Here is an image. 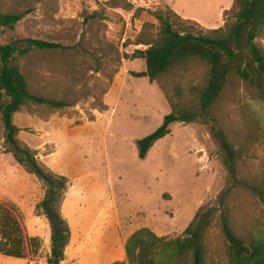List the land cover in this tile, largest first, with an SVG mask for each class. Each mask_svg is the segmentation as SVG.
<instances>
[{"label":"rangeland","instance_id":"374dc122","mask_svg":"<svg viewBox=\"0 0 264 264\" xmlns=\"http://www.w3.org/2000/svg\"><path fill=\"white\" fill-rule=\"evenodd\" d=\"M233 0H0V12L21 15L13 30L0 31V45L14 38L57 44L21 59L31 94L65 106L30 104L13 116L21 147L38 163L68 180L63 218L79 251H98L110 239L147 228L158 237L183 234L197 210L210 211L202 243L206 264H226L221 217L235 235L264 230V206L248 187L264 188V86L234 75L211 107L189 123H174L146 157L136 142L157 129L171 109L164 93L146 77L142 59L133 58L156 40L154 12L177 15L174 28L197 34L217 29L234 16ZM264 49V33L256 39ZM240 57L249 62L242 50ZM201 70L166 84L182 107L198 112ZM179 91L180 95L176 93ZM222 133L239 158L231 166L213 137ZM46 186L7 151L0 119V204L21 210L32 228L35 205ZM44 217V216H43ZM45 219V217H44ZM38 231L43 259L0 255V264H47L50 227ZM63 264V263H60ZM72 264H78L76 260Z\"/></svg>","mask_w":264,"mask_h":264},{"label":"trees","instance_id":"16d2710c","mask_svg":"<svg viewBox=\"0 0 264 264\" xmlns=\"http://www.w3.org/2000/svg\"><path fill=\"white\" fill-rule=\"evenodd\" d=\"M232 18L217 29L194 34L174 28L172 18L183 22L172 12H154L159 23L156 40H150L145 50H138L133 58L142 59L145 71L136 77H146L156 83L164 93L170 113L163 117L161 125L136 142L138 157L143 160L153 145L166 137L169 126L189 123L202 116L222 90L226 77L234 75L259 89L264 86V49L256 39L264 33V0H233ZM21 20L19 14L0 12V31L13 30ZM58 45L32 38H14L0 45V119L4 130L7 151L23 167L26 173L36 176L46 186L43 199L35 205L37 215H42L50 227V251L47 264H60L70 240L67 221L61 216V206L68 190V180L38 163L32 151L21 147L17 138L19 128L13 116L30 104H46L54 109L65 105L34 96L21 71V59L33 51L57 48ZM250 56L249 62L240 57L242 50ZM201 70L203 83L196 92L198 112L182 107L166 90V84L175 81L189 71ZM180 95L179 91L176 93ZM226 164L234 171L233 163L239 158L227 138L220 132L213 134ZM264 206V188L248 187ZM201 206L183 234L173 239L156 236L147 228L132 233L126 240V262L112 264H206V248L202 238L210 224V211ZM224 242L221 249L226 264H264V230L254 229L246 237L234 234L228 219L221 217ZM44 241L29 237L19 207L12 203L0 204V255L17 259H43Z\"/></svg>","mask_w":264,"mask_h":264},{"label":"crops","instance_id":"0c3cea01","mask_svg":"<svg viewBox=\"0 0 264 264\" xmlns=\"http://www.w3.org/2000/svg\"><path fill=\"white\" fill-rule=\"evenodd\" d=\"M65 204V199L61 206V216H63V208ZM43 216H35L31 220L32 228L29 229L26 226L27 233L29 237H39L42 238V234L38 231L42 230L47 232L44 225ZM110 239H108L103 244H100L98 251H79L77 246L80 244L83 238L76 239L70 229V240L68 246L65 249L64 260L61 262L63 264H72L74 260L78 264H112L114 262H126V253L124 250V245L129 236L126 237H116L112 229H109ZM81 239V240H80ZM50 251V249H49Z\"/></svg>","mask_w":264,"mask_h":264}]
</instances>
